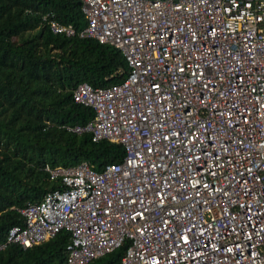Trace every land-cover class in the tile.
<instances>
[{
    "label": "built area",
    "instance_id": "1",
    "mask_svg": "<svg viewBox=\"0 0 264 264\" xmlns=\"http://www.w3.org/2000/svg\"><path fill=\"white\" fill-rule=\"evenodd\" d=\"M77 1V36L118 49L128 71L78 83L72 101L93 115L61 127L124 155L100 171L45 166L59 187L16 209L0 250L66 231L61 264L123 243L116 264H264V0Z\"/></svg>",
    "mask_w": 264,
    "mask_h": 264
},
{
    "label": "trees",
    "instance_id": "2",
    "mask_svg": "<svg viewBox=\"0 0 264 264\" xmlns=\"http://www.w3.org/2000/svg\"><path fill=\"white\" fill-rule=\"evenodd\" d=\"M71 25L75 34H53L43 16ZM85 19L77 0H0V243L20 225L17 208L39 202L59 187L44 170L87 161L100 171L122 160L121 145L92 142L88 133L61 126L83 125L93 111L72 101L80 82L92 87L120 82L128 68L120 51L77 33ZM121 71V73H120ZM68 233L27 248L0 250V264H61ZM127 243L86 264H116Z\"/></svg>",
    "mask_w": 264,
    "mask_h": 264
}]
</instances>
